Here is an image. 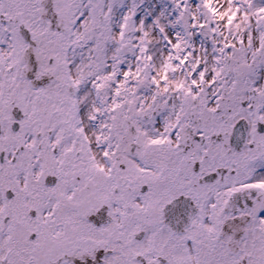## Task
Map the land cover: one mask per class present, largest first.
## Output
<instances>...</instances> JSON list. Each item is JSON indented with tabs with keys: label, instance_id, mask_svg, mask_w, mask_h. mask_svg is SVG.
I'll list each match as a JSON object with an SVG mask.
<instances>
[{
	"label": "snow or ice",
	"instance_id": "6c2138e0",
	"mask_svg": "<svg viewBox=\"0 0 264 264\" xmlns=\"http://www.w3.org/2000/svg\"><path fill=\"white\" fill-rule=\"evenodd\" d=\"M0 264H264V0H0Z\"/></svg>",
	"mask_w": 264,
	"mask_h": 264
}]
</instances>
